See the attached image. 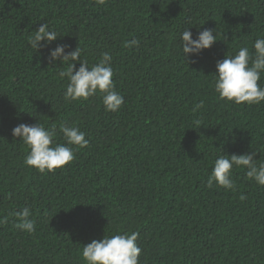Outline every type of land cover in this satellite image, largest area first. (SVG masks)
Returning <instances> with one entry per match:
<instances>
[{
	"label": "trees",
	"instance_id": "1",
	"mask_svg": "<svg viewBox=\"0 0 264 264\" xmlns=\"http://www.w3.org/2000/svg\"><path fill=\"white\" fill-rule=\"evenodd\" d=\"M46 22L60 37L35 52L28 38ZM186 28L193 38L216 29L218 40L186 62ZM257 38L264 0H0V264H86L84 245L132 232L139 264H264V186L235 168V191L207 187L219 155L264 161V101L238 105L213 88L216 62L254 51ZM133 39L139 47L125 46ZM57 45L89 65L111 54L119 111L99 94L64 99L67 65L48 60ZM37 120L56 126L60 144V125L78 127L88 146L52 172L25 166L12 129ZM24 207L31 234L9 216Z\"/></svg>",
	"mask_w": 264,
	"mask_h": 264
},
{
	"label": "clouds",
	"instance_id": "2",
	"mask_svg": "<svg viewBox=\"0 0 264 264\" xmlns=\"http://www.w3.org/2000/svg\"><path fill=\"white\" fill-rule=\"evenodd\" d=\"M103 5L106 0H96ZM191 28V27H189ZM186 28L180 34L181 48L184 60L191 56H199L200 53L209 49L218 39L216 29H204L198 31L195 38ZM216 33L214 35L213 33ZM60 37L55 30L49 28L48 23L41 24L28 38V44L35 52L47 48L51 42ZM127 47H139V41L133 39L127 41ZM67 45H57L49 49L48 60L50 64L60 61L66 64L58 75L61 79L68 81L64 92L66 101L87 100L89 97L100 95L105 111L117 112L125 103L124 97L116 90L113 81L112 56L109 52H103L95 64L89 65L87 60L81 59V51L66 52ZM254 51L248 47H240L238 52L232 56H226L223 60L216 62L214 73V92L220 100L235 104L247 103L259 104L264 101V86L258 81L264 73V38H257L253 43ZM79 68L76 69V63ZM201 102L198 107H202ZM199 124V121H196ZM60 133L65 143H56L54 137L57 135L55 125L45 126L38 120L35 124L21 123L12 129L13 138L20 141L29 150L24 158V165L37 169L40 173L52 172L63 168L75 158L74 148L88 146L86 134L78 127L67 124L60 125ZM256 151L245 154H222L215 161L207 180V187L222 188L225 191L236 190L232 179L233 169H245L246 177L254 180L259 186H264V161L255 159ZM11 196V194H9ZM243 201L246 196L241 195ZM17 223L15 226L26 232L36 231V219L29 207H24L15 213ZM8 223V216L0 217V224ZM139 233H117L115 235H104L102 239H93L82 248L81 256L86 264H139L142 249L137 245Z\"/></svg>",
	"mask_w": 264,
	"mask_h": 264
}]
</instances>
